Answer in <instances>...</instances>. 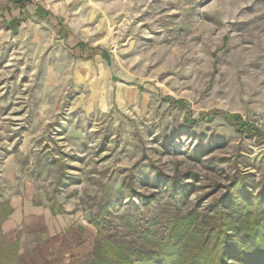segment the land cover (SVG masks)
Segmentation results:
<instances>
[{"label":"rangeland","instance_id":"1","mask_svg":"<svg viewBox=\"0 0 264 264\" xmlns=\"http://www.w3.org/2000/svg\"><path fill=\"white\" fill-rule=\"evenodd\" d=\"M16 6L0 9V203L41 211L7 230L17 264H89L99 238L136 242L149 219L163 235L233 179L263 190L264 0ZM164 176L190 185L171 198ZM46 237L91 248L31 255Z\"/></svg>","mask_w":264,"mask_h":264},{"label":"trees","instance_id":"2","mask_svg":"<svg viewBox=\"0 0 264 264\" xmlns=\"http://www.w3.org/2000/svg\"><path fill=\"white\" fill-rule=\"evenodd\" d=\"M29 0H13L20 8ZM18 17L7 24L16 27ZM13 26V27H12ZM164 191L171 198L190 185L183 178L164 176ZM207 210L192 209L184 217L165 225L161 235L153 230L156 220H145L137 228L133 243L103 236L92 249L89 264H264V187L254 194L238 179ZM61 210L50 204V210ZM9 202L0 203V253L3 264H17L18 239L5 242L1 224L12 213ZM134 221L126 222L132 229ZM97 226V223H96ZM16 237H20V232Z\"/></svg>","mask_w":264,"mask_h":264},{"label":"crops","instance_id":"3","mask_svg":"<svg viewBox=\"0 0 264 264\" xmlns=\"http://www.w3.org/2000/svg\"><path fill=\"white\" fill-rule=\"evenodd\" d=\"M1 2H4L3 0ZM9 4L13 3V0H8ZM25 4V3H24ZM10 5L8 4H1L0 5V9L1 11H3L4 9H9L11 8ZM24 7V6H23ZM23 7H19L16 6V8L22 9ZM15 16V15H11ZM10 17V19H11ZM9 21V20H8ZM10 206L12 207L13 211L12 213L7 217L6 220L3 221V234L4 237H6V233L8 229L11 228H15L17 226V224H20L21 221L23 220V214L27 215L29 213V211L35 214H37V212H41L37 209H32L30 206L26 204H24L23 208L21 207V204H12L9 203ZM30 208V209H28ZM34 210V211H32ZM20 232L21 233V229L19 228V230L17 231V233ZM16 237V235H15ZM7 239V237H6ZM46 239V240H45ZM43 241L38 242L35 246L31 247L30 249V254L32 255L33 252H35V256H39V253L44 254V252L46 253V255H49L53 253L54 257H61L63 255H66L69 251L70 252H74L75 257L78 259H81L84 255V252L89 251L90 250V245L88 243L87 248H85L84 244L81 243H85L84 239L85 237H46ZM9 242L11 241V239H7ZM49 243V244H46ZM49 249V252H47V250ZM20 249H22V246L20 247ZM45 255V254H44ZM45 255V256H46Z\"/></svg>","mask_w":264,"mask_h":264}]
</instances>
